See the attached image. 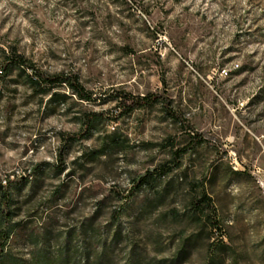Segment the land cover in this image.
Instances as JSON below:
<instances>
[{"label": "rangeland", "instance_id": "rangeland-1", "mask_svg": "<svg viewBox=\"0 0 264 264\" xmlns=\"http://www.w3.org/2000/svg\"><path fill=\"white\" fill-rule=\"evenodd\" d=\"M14 52L48 75L73 73L93 100L66 86L44 94L31 69L3 77ZM161 93L205 144L155 189L123 199L190 139L162 103L119 115L120 95ZM92 113L88 137L64 143ZM113 139L122 145L110 148ZM205 175L223 231L199 235L178 264H205L218 240L234 249L225 264H264V0H0V192L13 183L12 260L30 259L33 237L54 245L81 232L98 209L107 230L123 207L116 228L145 260L170 262L197 235L190 183Z\"/></svg>", "mask_w": 264, "mask_h": 264}, {"label": "trees", "instance_id": "trees-1", "mask_svg": "<svg viewBox=\"0 0 264 264\" xmlns=\"http://www.w3.org/2000/svg\"><path fill=\"white\" fill-rule=\"evenodd\" d=\"M17 66L19 68L31 69L35 77L31 82L38 85L42 93L47 94L51 88L58 86H66L72 94L82 101L90 102L93 100V95L89 93L80 83L79 78L73 73H60L57 75H48L36 66L25 59L17 52L6 57L1 73L3 77L8 76L10 68ZM42 85V86H41ZM122 99L120 105V116L131 114L136 108H146L154 106L157 103H162L167 114L181 126H184L190 132L188 143L177 148L172 152V157L168 163L162 165L153 171H148L144 176L132 183L131 189L126 195L121 194V198L130 199L137 191L143 188L155 189L157 187L158 178L166 177L181 166L182 157L189 153L195 152L199 147L205 144V136L203 133L196 131L192 126L180 117L172 108L170 99L164 94H152L150 96L135 97L130 94H123L119 97ZM98 120V114H87L82 119V129L79 133L67 135L62 140L64 143H78L83 141L92 132L95 123ZM118 139H113L110 148L121 146ZM100 155L98 151L96 153ZM62 151L59 153V160L62 161ZM40 166L38 167V169ZM59 172H62L60 167H57ZM37 170V169H36ZM22 180V179H21ZM208 177L202 176L198 181L190 183L191 198L190 218L197 225L199 230L197 235L188 237L182 240L179 249L170 262L164 261L167 264H178L185 262L191 253L192 242L199 239V235L204 234L208 229L211 231L217 230L222 232L223 226L218 219V209L208 193L206 184ZM12 182H8L0 192V217L4 220V226L0 229V264H119L123 254L125 259L124 264H164V262H151L145 260L138 252L137 245L131 244L129 236L124 235L119 225L123 217L124 208H117L111 212L110 223L106 228H102L97 224L99 209L94 212V215L88 219L86 224L78 233L77 230L71 229L68 231L66 238L61 241V236L57 235L53 245L50 235L44 237H33V252L30 254L29 260L17 259L12 260L6 251L7 244L13 235L14 227L12 225L15 213L13 212V198L10 191ZM117 192V191H116ZM120 195V192H117ZM161 199V197H159ZM175 218L178 214L174 213ZM105 237H104V232ZM81 235L83 243L76 242L77 237ZM125 241V243H123ZM102 245L100 246V244ZM124 244V245H122ZM130 245V249H129ZM234 249L222 240L215 241L207 246L205 264H225L226 257L229 253H233Z\"/></svg>", "mask_w": 264, "mask_h": 264}, {"label": "built area", "instance_id": "built-area-1", "mask_svg": "<svg viewBox=\"0 0 264 264\" xmlns=\"http://www.w3.org/2000/svg\"><path fill=\"white\" fill-rule=\"evenodd\" d=\"M223 72H224L225 75H228V72L226 70H223Z\"/></svg>", "mask_w": 264, "mask_h": 264}]
</instances>
